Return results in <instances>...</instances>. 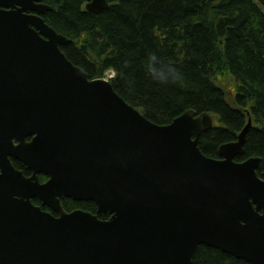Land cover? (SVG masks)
<instances>
[{
  "label": "water",
  "instance_id": "obj_1",
  "mask_svg": "<svg viewBox=\"0 0 264 264\" xmlns=\"http://www.w3.org/2000/svg\"><path fill=\"white\" fill-rule=\"evenodd\" d=\"M44 1L0 0V264H193L200 245L264 264L261 159L236 161L252 120L219 159L205 156L211 115L148 120L67 58L73 40L47 24ZM85 2L96 15L110 7ZM64 198L98 214L68 213Z\"/></svg>",
  "mask_w": 264,
  "mask_h": 264
},
{
  "label": "trees",
  "instance_id": "obj_2",
  "mask_svg": "<svg viewBox=\"0 0 264 264\" xmlns=\"http://www.w3.org/2000/svg\"><path fill=\"white\" fill-rule=\"evenodd\" d=\"M108 1L96 15L84 0H46L53 7L43 15L47 24L73 40L61 48L67 58L90 79L114 71L115 91L158 125L188 110L209 113L214 127L201 135L199 147L210 158L237 141L251 119L236 161L260 158L257 173L264 180V0ZM65 207L96 209L72 199ZM193 264L250 263L200 245Z\"/></svg>",
  "mask_w": 264,
  "mask_h": 264
},
{
  "label": "flooded vegetation",
  "instance_id": "obj_3",
  "mask_svg": "<svg viewBox=\"0 0 264 264\" xmlns=\"http://www.w3.org/2000/svg\"><path fill=\"white\" fill-rule=\"evenodd\" d=\"M45 3H46V0L44 1ZM47 4V3H46ZM11 161H12V163H13V165L16 167V164H19L20 165V167H24V169L25 170H23V169H19V170H21L22 172H23V174L26 176V177H31L32 175H33V173H32V171H30L22 162H20L19 160H17V159H15V158H11ZM17 168V167H16ZM18 169V168H17ZM39 180H40V182L41 183H45V182H47L48 181V177L45 175V174H40L39 175ZM67 199H69V198H64L63 200H62V205H63V208H64V210L66 211V212H68V213H70V212H73V211H68L67 209H66V207H65V202H66V200ZM32 202H33V204L35 205V206H38V207H40L43 211H46V212H48V213H50V214H52L53 216H55V217H58L59 216V213L58 212H55V211H53L52 209H50L49 207H47V206H44L43 205V203H42V201L39 199V198H34L33 200H32ZM86 202H89V201H86ZM91 202H93V201H91ZM94 203V205H95V213H93V214H98V206H97V204L95 203V202H93ZM80 210V209H79ZM75 211V210H74ZM86 211V210H85ZM87 212H90V211H87ZM92 213V212H91Z\"/></svg>",
  "mask_w": 264,
  "mask_h": 264
},
{
  "label": "rangeland",
  "instance_id": "obj_4",
  "mask_svg": "<svg viewBox=\"0 0 264 264\" xmlns=\"http://www.w3.org/2000/svg\"><path fill=\"white\" fill-rule=\"evenodd\" d=\"M111 76V73L110 72H108L107 73V78H109Z\"/></svg>",
  "mask_w": 264,
  "mask_h": 264
}]
</instances>
